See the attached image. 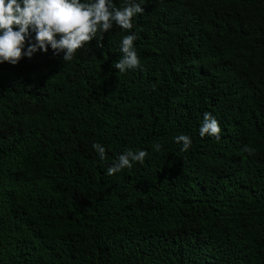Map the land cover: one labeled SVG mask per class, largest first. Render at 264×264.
Masks as SVG:
<instances>
[{
    "label": "trees",
    "instance_id": "16d2710c",
    "mask_svg": "<svg viewBox=\"0 0 264 264\" xmlns=\"http://www.w3.org/2000/svg\"><path fill=\"white\" fill-rule=\"evenodd\" d=\"M141 6L140 68L113 67L117 26L0 64V264H264V0Z\"/></svg>",
    "mask_w": 264,
    "mask_h": 264
},
{
    "label": "clouds",
    "instance_id": "9594fccd",
    "mask_svg": "<svg viewBox=\"0 0 264 264\" xmlns=\"http://www.w3.org/2000/svg\"><path fill=\"white\" fill-rule=\"evenodd\" d=\"M143 4L144 0H123L119 7L115 0H0V64L16 65L24 56L31 58L37 51L47 53L49 47L53 55L62 52L63 60L70 62L77 51L93 39H96L97 47H103L104 34L114 26L131 33L133 18L145 11ZM137 39L135 33L122 37L121 55L113 63L119 72L141 67L134 45ZM220 133L218 120L205 112L199 128L200 137L208 135L219 140ZM174 140L178 144L182 142L181 151H187L192 143L184 134ZM92 147L103 161L105 148L99 143H93ZM154 148L159 149L160 145H154ZM243 151L255 154V149L248 145ZM147 155L145 150L127 148L107 167L106 174L111 176L123 169H131L134 162L143 164Z\"/></svg>",
    "mask_w": 264,
    "mask_h": 264
}]
</instances>
